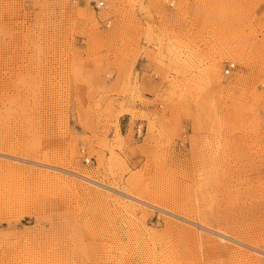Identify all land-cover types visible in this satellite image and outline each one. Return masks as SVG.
I'll return each instance as SVG.
<instances>
[{
    "label": "rangeland",
    "instance_id": "1",
    "mask_svg": "<svg viewBox=\"0 0 264 264\" xmlns=\"http://www.w3.org/2000/svg\"><path fill=\"white\" fill-rule=\"evenodd\" d=\"M106 1L0 0V264H264V0Z\"/></svg>",
    "mask_w": 264,
    "mask_h": 264
},
{
    "label": "bare ground",
    "instance_id": "2",
    "mask_svg": "<svg viewBox=\"0 0 264 264\" xmlns=\"http://www.w3.org/2000/svg\"><path fill=\"white\" fill-rule=\"evenodd\" d=\"M173 4V3H172ZM101 11V10H100ZM99 12V11H98ZM140 59V61H139V63H141L143 60H145L143 57H140L139 58ZM146 61V60H145ZM137 73H138V75H140L142 72H139L138 70H135ZM146 71L147 72H151V70H147L146 69ZM152 75H154V74H152ZM116 133L118 134V135H120V133H119V127L117 126L116 127ZM117 135V136H118ZM48 160H46L45 162H47ZM43 163V164H47V163ZM56 166V165H55ZM61 168V167H60ZM68 172H70L71 174H73V175H75L76 177H78V178H80V179H82V180H84V181H88V182H91V183H93V184H95V181H97V180H94V179H92L91 177H90V175H87V174H85V173H80V172H78L77 170L75 171V170H68ZM59 176V175H58ZM74 181V180H73ZM75 184V183H74ZM126 194V193H125ZM128 198H130V197H128ZM132 198V197H131ZM122 200V199H121ZM131 205V204H130ZM172 211V210H171ZM134 214V213H133ZM179 219H184V217H182V216H179ZM187 219V218H186ZM185 219V220H186ZM184 221V220H183ZM191 222H193V221H191ZM196 223H197V225H198V228H200V231H201V228L202 229H208V230H212L210 227H208V226H206L205 225V223H201L200 221H196ZM191 225V224H190ZM197 229V228H196ZM200 231L198 230L197 231V233H196V235H197V237H198V239H196V240H199L200 241V243H201V241H202V237H204V236H202L201 235V233H200ZM174 232V231H173ZM214 232V231H213ZM215 232L217 233V235L219 236V238H220V240L221 241H223V240H225V241H228V242H232V243H235L237 246L239 245V246H245V243L243 242V241H241V240H238V239H236L235 237H232V236H229L228 234L227 235H224L225 233H222V232H220V231H216L215 230ZM203 233H204V231H203ZM202 233V234H203ZM216 233H215V235H216ZM194 234V233H193ZM196 236L194 237V238H197ZM215 237V236H214ZM205 238V237H204ZM190 241V240H189ZM203 242V241H202ZM204 243V242H203ZM226 244V243H225ZM225 244H223V245H225ZM201 246V245H200ZM227 246H229L228 244H226V247ZM232 246V245H231ZM167 247V246H166ZM230 247V246H229ZM228 247V248H229ZM251 247H253V246H251ZM213 248V247H212ZM240 248H238V250H239ZM242 249V248H241ZM252 249V248H251ZM236 250V249H235ZM255 250V249H254ZM228 251H229V249H228ZM227 251V252H228ZM240 251H243V250H240ZM161 252V251H160ZM230 252H231V249H230ZM233 252V251H232ZM236 252H238V251H236ZM241 253V252H240ZM254 253V252H253ZM230 254V253H229ZM243 254V253H242ZM246 254H247V252H246ZM250 255V254H249ZM192 256V255H191ZM242 256V255H241ZM247 257H248V255H247Z\"/></svg>",
    "mask_w": 264,
    "mask_h": 264
},
{
    "label": "built area",
    "instance_id": "3",
    "mask_svg": "<svg viewBox=\"0 0 264 264\" xmlns=\"http://www.w3.org/2000/svg\"><path fill=\"white\" fill-rule=\"evenodd\" d=\"M70 1H71V3H76L78 0H70ZM106 3H107L106 0H90V4L95 11H100V10L104 9L106 7ZM170 5L172 6V3H170ZM145 64H146V61L143 60L139 64V67L137 68V70L139 72H142L143 70H145L144 69ZM233 67H234V63H229L227 68L224 70V73H228L229 70L232 69ZM134 132H135L136 136L138 137V136H141L143 129H142V127H140V125H136ZM85 160H87V159H85Z\"/></svg>",
    "mask_w": 264,
    "mask_h": 264
},
{
    "label": "crops",
    "instance_id": "4",
    "mask_svg": "<svg viewBox=\"0 0 264 264\" xmlns=\"http://www.w3.org/2000/svg\"><path fill=\"white\" fill-rule=\"evenodd\" d=\"M145 94H146V93H145ZM147 97L151 98V97H152V95H149V94H147Z\"/></svg>",
    "mask_w": 264,
    "mask_h": 264
}]
</instances>
